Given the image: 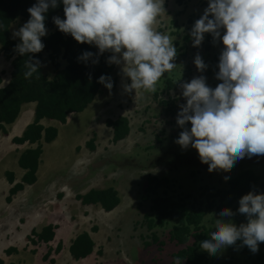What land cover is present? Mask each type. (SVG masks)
Segmentation results:
<instances>
[{
  "label": "clouds",
  "instance_id": "9594fccd",
  "mask_svg": "<svg viewBox=\"0 0 264 264\" xmlns=\"http://www.w3.org/2000/svg\"><path fill=\"white\" fill-rule=\"evenodd\" d=\"M58 5L63 19L52 17L56 29L97 50L95 58L92 52H83L78 62L91 60L95 65L100 55L110 53L106 63L122 66L130 81L123 85L125 93H154L161 78L177 68L173 38L154 28L166 15L164 0H35L26 10L29 19L13 33L19 40L14 52L27 56L26 80L41 67L32 57L43 50L46 14ZM205 34L222 45L214 77L219 83L212 88L203 75L181 83L185 103L175 118L181 131L174 143L182 150L191 147L209 172L224 170L228 179L227 170L238 160L264 155V0H207L189 32L192 47L198 48ZM193 65L200 73L207 68L198 53ZM97 83L109 92L113 87L109 76L101 75ZM237 213L246 220L238 226L231 220ZM214 215H206L214 226L200 241L201 250L215 256L239 241L238 247L258 251L264 242V193L249 191L239 198L236 213L222 208L221 218L213 219ZM173 264L183 260L177 257Z\"/></svg>",
  "mask_w": 264,
  "mask_h": 264
},
{
  "label": "rangeland",
  "instance_id": "374dc122",
  "mask_svg": "<svg viewBox=\"0 0 264 264\" xmlns=\"http://www.w3.org/2000/svg\"><path fill=\"white\" fill-rule=\"evenodd\" d=\"M191 1L192 4L185 8L176 5L173 0H164L166 15L157 19L154 28L173 38L177 49L175 63L178 66L173 72L166 73L161 78L154 93L142 91L125 93L123 85L130 81L123 76L122 66L110 65L112 69L110 77L115 84L114 89L110 92L106 89L99 91L97 98L86 106L85 111L69 115L70 118L62 127L55 123L46 126L61 127V129L59 138L54 144H42L45 156L40 166L41 179L49 177L55 181V185L65 186V191L70 190L72 196L84 195L89 190H104L108 187L115 188L119 194L120 204L113 210L112 215H104L102 226L99 221L97 224L100 227L94 226L98 231L94 235L96 243L94 264H173L175 260L173 255L181 247L169 241L167 228L155 226L149 231L144 219V216L150 212L149 202L141 201L147 187V176L160 178L165 175L169 179L168 186H161L156 190L157 193L164 196L166 192L168 196L180 198L191 195V198H185L186 203L190 204L193 200L204 204L203 189L226 187L232 177L243 168L252 170L260 181H264V155L246 157L243 161H237L227 170L229 178L225 179L224 170L209 172L207 164L200 163L196 152L191 147L182 150L174 143L180 131L175 124V118L179 105L185 103L180 85L200 76L193 65V58L197 53L200 55L201 45H205L203 39L198 48L192 47L189 32L193 23L204 11L201 4L207 5V0ZM192 15L193 22H190ZM23 24L24 22H19L11 31L13 38V33ZM211 46L212 48L208 51L210 53L208 60L216 66L222 45L219 40L214 43L211 38ZM2 57L0 56V78H5L12 68L9 60ZM201 75L206 78V83L211 81L212 88L219 83L217 80H212L211 75H207L205 71ZM169 79L172 83H176V88H170V85H167L166 82ZM171 99L175 103L174 113L168 115L166 113L168 107L161 105L160 101L167 102ZM118 118L128 119L130 133L123 140L114 143L112 130L107 127L106 121H115ZM92 139L94 149L92 147L90 150L86 147V143ZM5 142V138L0 136V174L2 168L15 154L13 152L6 158L7 144ZM72 144L77 145L75 150L71 147ZM8 146L10 147L9 143ZM35 147L26 145L16 148V154L20 155L23 151ZM47 159L53 162H48ZM173 165L178 166V171L173 168ZM194 185L199 186L197 190ZM51 192L54 193L52 187ZM55 197L54 202L61 200L58 204L67 212L77 206L74 199L71 203V198L63 201L62 196ZM2 206L7 207L4 204ZM210 213L216 214L213 219L221 218L217 208H212L205 213L203 222L208 231L207 236L214 226L212 218L206 217ZM149 215L153 216V214ZM102 218L103 215L100 222ZM101 232L105 234L100 235ZM151 233H155L156 237L152 238ZM115 235L120 236L118 242L114 240ZM144 242L150 244L148 249ZM188 243H193V238ZM258 251H264V242L258 245ZM248 254L254 255L245 247L233 245L224 249L222 254L213 256L211 262L218 264L226 260L225 264H250L246 262ZM20 257L18 264H43L39 259L36 261V257L31 253L25 252Z\"/></svg>",
  "mask_w": 264,
  "mask_h": 264
},
{
  "label": "trees",
  "instance_id": "16d2710c",
  "mask_svg": "<svg viewBox=\"0 0 264 264\" xmlns=\"http://www.w3.org/2000/svg\"><path fill=\"white\" fill-rule=\"evenodd\" d=\"M173 1L176 5L185 8L192 4L191 0ZM34 3L35 0H0V51L1 55L8 60L13 57L8 82L0 88V130L5 133L3 126L12 124L16 120L23 104H36L33 123L27 126L21 137L12 140V143L20 146L27 143L36 147L23 151L18 158V166L25 171V174L21 183L15 184L11 188L9 197L21 191L24 185L35 183V174L43 154L42 144H50L57 138L58 130L55 127H43L40 121L46 119L65 125L69 115L81 113L87 105L96 99L99 91L105 89L103 85L97 83V80L101 75L110 77L112 71L111 66L106 63L110 55L107 52L99 56V62L95 65L91 63V60L87 64L78 62L77 58L83 52H92L95 58L97 50L90 45L77 44L70 36L64 35L56 29L52 23V17L59 16L63 19L62 5H58L56 9H50L46 14L45 27L48 31L42 38L44 48L32 57L40 60L41 67L38 69V73H34L26 80L23 74L26 71L24 63L27 56L21 57L14 52V47L19 43V40L12 37L11 31L16 28L19 22L25 23L29 19L26 10ZM201 5H203V9L207 7L205 4ZM192 20L193 15L189 21L193 22ZM211 38L209 34L204 36L205 45H201L200 56L203 57L204 63L207 65L206 74L211 75L212 80H216L214 77L218 69L208 60L210 58L208 51L212 48ZM199 74L202 73L199 72ZM210 82L207 84L211 87ZM166 83L170 85V88H176V83H172V80L169 79ZM114 86L113 82L112 89ZM160 103L168 107L166 109L168 115L174 113V100L171 99L167 102L162 100ZM106 125L112 130L114 143L123 140L130 133V125L126 118H118L115 121L107 120ZM186 127H190V125H186ZM93 143V139L88 141L86 147L90 150L92 147L94 149ZM245 158L238 161H243ZM169 163L172 162L169 161ZM173 168L179 169L176 165H173ZM12 175V173L7 174L11 184L13 183ZM146 180L147 187L141 201L150 204V212L144 216L147 228L149 231L155 226L167 228L169 241L175 242L177 246L181 247L173 255V258L179 257L185 264H212L213 256L199 248L200 241L208 237V231L203 222L207 211L212 208L219 210L227 208L236 213L240 197L249 191L255 194L264 193V181H260L255 173L247 168L239 170L226 187L203 189L204 204L196 203V200H193L191 204L186 203L185 198H191V195L183 198L168 196L166 192H164V196L159 195L156 190L161 186H168L169 183V179L165 175L160 178L147 176ZM194 186L196 190L199 187L198 185ZM77 199L83 205L99 204L106 212L112 211L120 204L119 194L113 187L105 190H90L84 195L78 196ZM149 214H153V216ZM231 220L237 226L246 222L245 217L238 213L231 217ZM36 236L38 242L47 243L54 236L53 228L46 227ZM151 237L155 238V233H151ZM191 238H193V243H188ZM144 243L148 249L150 244ZM239 244L238 241L234 246ZM94 247L95 243L90 236L83 233L71 244L69 252L73 259L80 260L91 255ZM245 249L248 250L247 247ZM98 253L100 254V251ZM220 254L222 252L217 255ZM246 262L264 264V251H257V254L254 255L248 254ZM223 263L225 264L226 260L218 264Z\"/></svg>",
  "mask_w": 264,
  "mask_h": 264
},
{
  "label": "crops",
  "instance_id": "0c3cea01",
  "mask_svg": "<svg viewBox=\"0 0 264 264\" xmlns=\"http://www.w3.org/2000/svg\"><path fill=\"white\" fill-rule=\"evenodd\" d=\"M8 78L9 74L5 78H0L3 80L0 82V88L7 84ZM35 107V103L23 104L16 120L12 124L3 126L5 133L0 130V136L5 138L7 142H5L7 144L6 158L13 152L15 153L7 165L2 168L0 174V208H3L2 204L7 205L6 208L0 210V264H18L21 259L20 255L25 252L27 254L31 253L36 257V261L39 259L43 264H94V250L88 257L75 260L71 257L69 248L76 238L83 233H87L93 243H95L94 235L98 231L97 229L95 230L94 226L100 227L97 221L102 226L104 215H110L115 208L110 212H106L99 204L83 205L77 199L78 196H81L80 194L72 196L70 190L65 191V186L55 185V181L49 177L41 179L40 166L45 156L44 148L35 174V183L24 185L21 191L9 197L11 188L15 184L21 183L25 174V171L18 166V158L21 154H16V148L22 146L12 143V140L21 137L27 126L32 123ZM69 118L70 116L67 121ZM54 123L61 127L63 126L58 122L46 119L40 121L43 127ZM61 127H55L58 130V135L50 144H54L58 140ZM26 145L30 146L27 143L23 146ZM32 146L34 147L35 145ZM71 147L75 150L77 145L72 144ZM47 161L53 162L50 159H47ZM11 165L13 166L11 167ZM8 173L13 174L12 184L8 181ZM51 187L54 193L51 192ZM55 196H62L64 198L62 199L63 201L70 199L72 196L71 203H73L74 199L77 205L76 208L67 212L63 206L58 204L61 200L54 202ZM101 215H103L102 222H100ZM46 227L53 228L54 236L52 240L47 243L38 242L36 235ZM103 234L105 233H100V235ZM118 239H120V236L115 235L114 240L118 242Z\"/></svg>",
  "mask_w": 264,
  "mask_h": 264
},
{
  "label": "flooded vegetation",
  "instance_id": "af4514ba",
  "mask_svg": "<svg viewBox=\"0 0 264 264\" xmlns=\"http://www.w3.org/2000/svg\"><path fill=\"white\" fill-rule=\"evenodd\" d=\"M105 190V189H104ZM116 190V189H115Z\"/></svg>",
  "mask_w": 264,
  "mask_h": 264
},
{
  "label": "built area",
  "instance_id": "2783aa9c",
  "mask_svg": "<svg viewBox=\"0 0 264 264\" xmlns=\"http://www.w3.org/2000/svg\"><path fill=\"white\" fill-rule=\"evenodd\" d=\"M16 39V38H15Z\"/></svg>",
  "mask_w": 264,
  "mask_h": 264
}]
</instances>
